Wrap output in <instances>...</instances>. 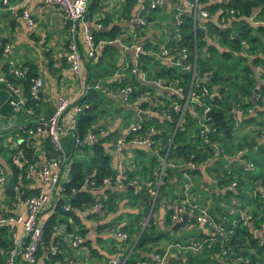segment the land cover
<instances>
[{"label": "trees", "instance_id": "1", "mask_svg": "<svg viewBox=\"0 0 264 264\" xmlns=\"http://www.w3.org/2000/svg\"><path fill=\"white\" fill-rule=\"evenodd\" d=\"M107 1L113 3V6L105 8L103 3ZM135 2L136 0H90L85 21L90 22L93 44L98 48V54L86 60L83 68L89 77L90 85L98 83L101 89L114 87L111 79L117 74L122 55L112 41L126 31V24L135 11ZM198 4L214 18L231 16L233 19L226 28L205 22L204 32L197 31L193 34L190 16L184 15L181 18L183 24L178 31L180 39L177 41L172 33H167L170 42L165 47L172 54L184 49L189 63L193 61L192 55L195 49L197 50L196 70L199 76L210 80L206 90L216 94L212 99L207 100L205 97L203 103L210 111L217 113L219 120L226 123L228 134H224L218 127H213L210 143L215 144L216 148L214 150L208 145L204 146L197 137L192 136L195 133L194 121L186 114L184 123L174 134L167 160L169 158L184 162L191 157L194 163H201L200 167L186 173L195 176V183H203L202 186L207 187V195L212 199L211 205L208 204L207 207L205 204V194L203 200H197L198 203L188 200L189 203L207 207V215L215 225L221 226L223 236L219 237L206 225L195 224L191 218L181 217L180 220L172 222L170 213L166 210L161 221L164 229L159 228L158 222L153 218L155 208L160 200L167 197L166 189L173 184L170 178L178 179V184L186 169H166L164 182L158 187L153 200L147 190L153 188V173L156 172L158 161L144 149L130 150L132 160L125 169L118 192H112L101 184L102 180L114 176L110 168V156L105 147L113 138L119 136V131L117 128V132L105 134L106 124L103 121L106 117V107L113 108V103L116 102L90 88L75 101L80 108L76 118L75 136L83 140L87 134H91L95 141L91 145L72 148L67 176L60 185V196L45 213L43 240L37 251L36 264H64V260L69 257L65 236H71L73 233L82 237L85 235L79 212L99 203L103 209L101 215H105L114 209L116 199L117 206L121 201H127L128 206L137 212L126 216L128 222L125 225L117 226L118 230L126 234V241L104 238L103 241L110 246L111 251L107 252L108 257L100 260L99 264H109L110 257L116 254L124 260L123 264H157L153 256L161 257L167 247H170V250L163 264H264V199L253 196L256 183L264 186V144L259 141L264 133V120H257L263 116V112L258 111L255 116L243 119L238 126L233 124L230 116L235 110L244 112L253 105L262 108L264 103V0H198ZM164 17L169 21L170 9L166 14L165 10L159 7L151 9L147 19L154 22ZM115 18L117 22L113 21ZM250 18L260 23L253 25ZM94 24H99L100 29H96ZM157 27L158 23L155 28H149L145 50H157L156 46L152 48L150 42L157 36L155 31L152 32ZM4 43L5 41L0 46V58ZM144 58L146 59V56ZM62 61L64 63V60ZM18 66L27 70L26 76L20 80L10 74L11 69H7L6 65L3 64L0 68L6 81L20 86L25 100L24 109L16 115L25 123L24 128L15 130L21 142L13 150L2 148L0 145V154L7 155V177L12 178L15 186V189H5L4 192L8 202L2 205L10 209L37 193V189L26 188L29 178H26L27 168L41 164L35 155L34 143L38 142L41 147L43 162L56 155L48 138L26 134L27 130L36 127L41 121L38 119V99H31L28 95L29 80L37 74L34 66L29 63ZM52 66L53 62H49L48 67L53 68ZM255 69L260 74L259 78H254ZM156 76L165 80L189 79V75L186 77L185 74L170 70L157 72ZM145 93L154 95L155 91L134 83L133 97ZM139 107L144 108L145 104L142 103ZM25 110L31 111L32 114H27ZM196 111L201 113V108L196 107ZM114 112L123 114L122 126L127 129L133 120V110L123 108L117 102ZM0 117H11L3 85H0ZM127 120L130 123H127ZM140 125L141 134L146 133L149 127L156 130L162 127L157 120L148 118L141 119ZM246 126L252 127L246 133L235 135ZM162 128V132L152 137L153 140L159 139L163 145L168 133L173 130V125L165 124ZM241 151L243 154L239 155ZM163 153L164 150L160 152L161 155ZM240 160L251 163L253 170L244 171ZM205 180L212 183L207 182L209 184L206 185ZM132 182L134 185H129ZM232 183L235 187L231 191L228 187ZM83 184L92 185L81 190ZM178 185V196L173 195L177 203L183 200L181 184ZM64 206H68V210H64ZM149 210L150 215L144 223ZM243 210L249 216L248 226H242L239 219V213ZM0 214L5 216L6 213L0 210ZM143 223L145 225L142 229ZM105 227H112V224L97 226L95 233H100ZM12 233V228L0 227V264H4L5 256L12 247ZM53 247H57L60 253L51 255L50 250ZM81 247H86L89 253L95 255L85 240Z\"/></svg>", "mask_w": 264, "mask_h": 264}, {"label": "built area", "instance_id": "2", "mask_svg": "<svg viewBox=\"0 0 264 264\" xmlns=\"http://www.w3.org/2000/svg\"><path fill=\"white\" fill-rule=\"evenodd\" d=\"M32 1L45 6L55 7L61 12L67 34L65 71L77 81L79 90L74 98L59 95L55 100L53 111L48 118L41 120L36 127L26 131V134L31 137L48 138L56 155L47 162L27 168L26 178L29 177V172L33 170L37 172L38 186L36 188L37 193L34 196H30L20 202L19 206L22 207L23 214L19 212L11 216H3L0 214V227L20 228L18 237L13 240L12 247L5 256L4 264L37 263V251L43 240V214L51 209L55 200L60 196V185L67 176L69 159L60 144L61 136L69 134L72 146L75 148L91 145L95 141V138L91 134H87L83 140H79L75 136L76 118L80 112V108L75 101L90 88L103 93L107 98L117 100L120 106L126 109H132L134 112L133 122L124 131V134L116 139L110 149L115 152L113 154L117 158L118 170L113 178H106L102 180L101 184L106 188H112L124 178L125 168L121 161L122 153L125 152L126 148L144 149L148 153L153 154L158 161V171L153 173V188L147 190L148 195L153 200L156 197L158 187L164 182L166 169H186L182 173L183 200L179 203L175 201L165 204L162 203L165 210L170 213V220L172 222L178 221L184 215L187 218H191L195 224L208 226L216 235L222 237V228L220 225H215L209 218L207 215V207L189 203L187 198V187L190 184V175L186 172L200 167L201 163H194L191 157L184 162L169 158L167 160L174 134L177 128L184 123L186 114L194 121L195 133L192 136L197 137L202 145H208L215 150V144L210 143V136L214 132V126L209 120L205 119V114L210 109L203 102L205 97L207 100L212 99L216 97V94L215 92H208L206 90V87L210 85V80L207 77L199 76L196 70V49L192 55L193 61L189 63L184 49L172 54L165 46L170 42L169 37L166 35L167 33H172L173 38L177 41L180 39L178 31L183 24L181 18L184 15L187 16L189 14L190 16L193 34L197 31L204 32L206 28L205 22H211L219 28H226L233 18L226 16L217 19L214 16H210L198 4V0H136L135 11L129 23L126 24V31L112 41L119 48L122 55L119 60L117 74L111 79L114 87L101 89L98 83L92 86L90 83L83 81L81 73L86 60L98 54V48L93 44L91 29L84 23L90 0ZM164 3H168L170 9L171 18L169 21L161 19L160 21L151 22L150 19L148 20V12L151 9L161 7ZM8 10L12 11L11 8H8ZM22 18L27 22L28 26L31 27L33 25L25 12L22 13ZM249 20L253 25L260 23L254 18H250ZM157 23V29L152 30V32L155 31L157 36L150 40L152 42V48L156 46L157 50H145L144 47L146 44L145 41H147L148 31L151 28H155ZM95 28L100 29V25L95 24ZM142 33H145V35L143 36ZM193 42H195V38ZM7 51L8 46H5L2 53H7ZM144 56H146V59ZM200 57H202V53ZM167 70L181 75L185 74L186 77L189 75V79L165 80L164 78L156 76L157 72ZM255 70L254 78H259L260 74L258 70ZM26 73V68L20 66L13 67L10 70V74L19 80L23 79ZM134 83L149 87L155 91V94L145 93L139 97H133ZM0 85L4 86L10 115L16 116L24 109L25 103L20 86L6 81L4 75L1 73ZM42 85L43 82L39 76L29 80L28 95L31 99H37ZM142 103L145 104L144 108L139 107ZM196 107L201 108V113L196 111ZM261 110L257 105H253L244 112L235 110L230 113L231 121L235 126H238L243 119L255 116V113ZM25 111L29 115L32 114L31 111ZM143 114L146 115L144 119L157 120L162 124V127L165 124L173 125V130L170 131V134L168 133V137L163 145L159 139L153 140L156 134L162 132V127L159 130L149 127L146 133L141 134L140 122ZM259 141L264 144V133L261 134ZM105 149L109 150L107 147ZM163 150L164 153L161 155L160 152ZM238 154L242 155L243 151ZM225 159H228V157H225ZM239 163L244 166V171L248 172L253 170L251 163L245 160H240ZM89 185L83 184L80 189L84 190ZM129 185H134V182ZM5 186L6 179L0 175V194H2ZM234 187L235 185L232 183L228 189L232 191ZM253 196L264 199V186L256 183L253 188ZM4 207L1 204L0 210H4ZM63 209L68 210V206H64ZM102 210L101 204L95 203L80 211L79 215L83 220L97 218L102 216ZM239 219L242 226H248L249 216L245 210L239 213ZM101 235L111 237L119 242H124L127 239L126 234L115 227L104 228L101 231ZM82 243V236L73 234L68 236L66 245L70 251H77L81 248ZM50 253L51 255H56L60 251L57 247H53ZM168 253L169 248L167 247L161 257L153 256L154 262L163 264ZM108 263L123 264L124 260L116 254ZM66 264H74V262L66 259Z\"/></svg>", "mask_w": 264, "mask_h": 264}, {"label": "crops", "instance_id": "3", "mask_svg": "<svg viewBox=\"0 0 264 264\" xmlns=\"http://www.w3.org/2000/svg\"><path fill=\"white\" fill-rule=\"evenodd\" d=\"M103 5H106L105 8H109L113 6V3L107 1L106 3H103ZM161 7L165 10L166 14L169 13L168 3H164ZM8 8H11L12 11L8 10ZM24 12L28 15L29 20L33 24L31 27L28 26L27 22L22 18V13ZM96 17L97 15L93 17V20ZM162 19L165 20L166 17ZM113 21L117 22V19L115 18ZM84 23L88 26V28L91 29L90 22L85 21ZM4 41V45L8 46V51L7 53H2V56L0 58V68L3 64L7 66V69H11L15 66L29 63L34 66L37 76L42 79L43 85L37 96L39 102V120L46 119L52 113L55 100L59 95H63L67 98H74L77 91L79 90V86L77 84V81H75L71 76H69L68 72L65 71L67 34L59 9L52 6H45L32 0H0V46ZM62 60H64V63ZM49 62H53V68L48 67ZM63 64H65V66H63ZM81 73L82 80L90 83L85 69H82ZM115 102L117 103V100H115ZM261 109L263 112V116L258 118L257 120H264V103ZM106 112L111 118H113L116 114L114 112V107H106ZM122 115V113L117 114L119 124H117L116 127L111 125V123L107 121L108 125H105V134H109L114 131L117 132V128L119 131V136L124 134V131L126 129H124L122 126ZM142 116L146 115L143 114ZM141 118L144 119L145 117ZM131 121L133 122V120ZM24 127L25 123L19 120L17 116H11L9 117V119H3L2 117H0V145L2 146V148H7L9 150L15 149L21 142V138L17 133H15V130L22 129ZM118 137L116 136L106 145L109 150ZM60 141H62V149L64 150V152L66 151L65 154L70 160V155L73 148L72 141L70 140V135H62ZM34 149L35 155L38 156V159L42 163L44 159L42 157L41 147L38 142L34 143ZM131 149L133 148H126L125 152L122 153L121 162L125 169L128 167L129 161L132 160V155L130 153ZM109 150L107 149L106 151L110 156V168L115 175L118 170L117 158L113 154L115 152ZM6 157L7 155L0 154V175L4 176L7 182L9 177H7V168L5 165ZM13 161L15 162V164H17L14 157ZM156 171H158V168L156 169ZM28 176L29 178L27 179L28 183L26 184V188L36 189L38 186L37 172L33 170L28 173ZM170 179H172L171 182H173V184L170 188L166 189L167 197L160 200L153 214V218L158 222V226L160 229H164L161 221L163 219L164 213L166 212L165 208L162 206V203L165 204L167 202L174 201L175 197L173 195L178 196L179 192L178 184H181V193L183 195V179L181 181L179 180L178 184V179ZM195 182V176H190V184L187 187V198L198 203L197 200H203V195L205 194L207 197V201H205V204L207 205V207H209L208 204L211 205L212 199L210 195H207V187H203V183ZM207 182L205 183L206 185L212 183ZM120 185L121 182L116 184L112 188H109V190L116 193L120 190ZM5 189L3 190L2 194H0V206L1 204L8 202V197L4 194ZM13 189H15L14 184ZM19 204L20 202L15 205L14 209H10L9 207L5 206V215L7 216V214H9V216H11L17 212L23 214V209L19 206ZM114 204V209L105 213V215L97 218H89L87 220L81 219V225L83 226V229L85 231V235L84 237H82L83 241L85 240L86 242H88L89 247L95 252V255L89 253L86 247H81L77 251H70L68 249V259L72 260L74 264H94L98 263L100 260L103 261L104 258L108 257L107 252L111 251V248L103 241L105 236L101 235V232L98 234L95 233L96 227L107 224H112V227L115 228H117L118 225L123 226L128 222L126 216L136 214L137 212L136 209H132L128 206L127 201H121V203H119V205L117 206L116 199V202ZM148 214L150 215V213ZM45 217L46 214L44 213L42 221ZM185 219H187L186 216ZM145 221L146 220H144V223ZM144 223L142 224V227ZM12 230V240H14L16 237H18L20 228L15 227L12 228ZM178 234L179 233H177V235ZM180 234H182V232H180ZM67 238L68 236H65V239H63L67 242ZM168 248L170 250V247ZM111 259L112 257H110V260ZM64 264H66V259L64 260Z\"/></svg>", "mask_w": 264, "mask_h": 264}, {"label": "water", "instance_id": "4", "mask_svg": "<svg viewBox=\"0 0 264 264\" xmlns=\"http://www.w3.org/2000/svg\"><path fill=\"white\" fill-rule=\"evenodd\" d=\"M255 93H256V90H254V94H255ZM142 117L144 118L145 116H142ZM205 119L209 120V121L213 124L214 127H218V128H220L224 134H226V135L228 134L226 123H225L224 121H221V120L218 119V117H217V113H216V112L208 111V112L205 114ZM5 187H6V189H8V190H9V189H13V181H12V178H11V177L8 178ZM149 213H150V212H149ZM148 216H149V214L147 215L146 221H147V219H148ZM182 218H185V216L183 215ZM143 227H144V225H143ZM143 227H142V229H143ZM142 229H141V231H142ZM135 242H136V239H135L134 243H135ZM132 248H133V247H132ZM132 248H131V249H132Z\"/></svg>", "mask_w": 264, "mask_h": 264}, {"label": "rangeland", "instance_id": "5", "mask_svg": "<svg viewBox=\"0 0 264 264\" xmlns=\"http://www.w3.org/2000/svg\"><path fill=\"white\" fill-rule=\"evenodd\" d=\"M113 106L114 107H117V103H113ZM105 118H104V121H103V123L104 124H106V125H108L107 123L109 122V123H111V125H113V126H117V124H119V122H118V118H117V113L115 114V116L113 117V118H111L109 115H108V113L106 112L105 113ZM108 121V122H107ZM120 123H121V121H120ZM127 123H130V121H128L127 120ZM250 127H252V126H246V127H244L243 129H240V130H238L236 133H235V135L237 134V135H241V134H243V133H246L247 131H248V129L250 128ZM114 139V138H113ZM62 141H60V144L62 145V143H61ZM65 149V148H64ZM66 150V149H65ZM66 152V151H65Z\"/></svg>", "mask_w": 264, "mask_h": 264}]
</instances>
